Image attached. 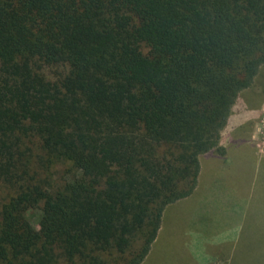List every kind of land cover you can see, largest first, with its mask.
Masks as SVG:
<instances>
[{
	"label": "trees",
	"instance_id": "1",
	"mask_svg": "<svg viewBox=\"0 0 264 264\" xmlns=\"http://www.w3.org/2000/svg\"><path fill=\"white\" fill-rule=\"evenodd\" d=\"M263 65L264 0H0V264H141Z\"/></svg>",
	"mask_w": 264,
	"mask_h": 264
},
{
	"label": "rangeland",
	"instance_id": "2",
	"mask_svg": "<svg viewBox=\"0 0 264 264\" xmlns=\"http://www.w3.org/2000/svg\"><path fill=\"white\" fill-rule=\"evenodd\" d=\"M219 147L199 156L193 194L165 208L169 231L145 264H264V65L240 92ZM28 218L37 226L39 212Z\"/></svg>",
	"mask_w": 264,
	"mask_h": 264
},
{
	"label": "crops",
	"instance_id": "3",
	"mask_svg": "<svg viewBox=\"0 0 264 264\" xmlns=\"http://www.w3.org/2000/svg\"><path fill=\"white\" fill-rule=\"evenodd\" d=\"M172 206H174V205H172ZM169 210H171V209H169ZM166 212H167V210L165 211V213ZM165 213H163V215H162V221H161L160 228L158 230L159 232L157 233L156 239L153 242V244H152V246L150 248L149 253L147 254L146 258L144 259V261L141 264H145V262L148 261L149 258H151V255H152L153 251L160 246L161 238L163 239V236L165 234V231H169V230H167V229L164 228L165 227V220H166V217L168 215V214L165 215Z\"/></svg>",
	"mask_w": 264,
	"mask_h": 264
}]
</instances>
